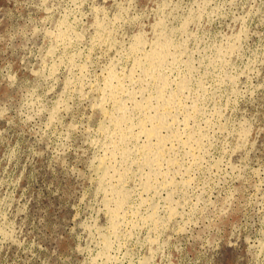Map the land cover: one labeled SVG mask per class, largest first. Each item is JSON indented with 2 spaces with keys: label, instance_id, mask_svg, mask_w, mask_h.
I'll return each mask as SVG.
<instances>
[{
  "label": "rangeland",
  "instance_id": "374dc122",
  "mask_svg": "<svg viewBox=\"0 0 264 264\" xmlns=\"http://www.w3.org/2000/svg\"><path fill=\"white\" fill-rule=\"evenodd\" d=\"M136 37L145 47L135 48ZM158 38L170 46L161 72L168 91L179 80L188 91L175 112L182 141L169 154L178 162L163 165L149 191L140 186L150 171L137 151L144 136L124 155L114 149L109 94L125 88L115 99L139 120L132 101L154 83L136 62ZM117 168L116 188L126 191L119 214H128L114 220ZM263 239L264 0H0V264H264Z\"/></svg>",
  "mask_w": 264,
  "mask_h": 264
},
{
  "label": "bare ground",
  "instance_id": "6f19581e",
  "mask_svg": "<svg viewBox=\"0 0 264 264\" xmlns=\"http://www.w3.org/2000/svg\"><path fill=\"white\" fill-rule=\"evenodd\" d=\"M160 23H162V20H161V22ZM96 24V23H95ZM98 24V23H97ZM101 25V24H100ZM100 25H98V26H100ZM61 26H63V25H61ZM97 26V27H98ZM60 27V26H59ZM65 27V26H64ZM101 27V26H100ZM62 28V27H61ZM104 28H105V26H104ZM58 29V28H57ZM56 29V30H57ZM60 30V29H59ZM66 31V30H65ZM68 31V30H67ZM105 31V30H104ZM109 32H110V30H109ZM56 33V32H55ZM62 33V32H61ZM60 33V34H61ZM70 33V32H69ZM53 34H54V32H51L50 33V35H51V37L53 36ZM64 34V33H63ZM63 34H61V35H63ZM112 34V33H111ZM56 35L58 36V33H56ZM66 36H68V35H66ZM108 37H109V35H107ZM56 37V36H55ZM65 37V36H64ZM63 37V38H64ZM71 37V36H70ZM110 37H111V35H110ZM61 38V37H60ZM66 38V37H65ZM137 38V37H136ZM71 39V38H70ZM102 39H105V38H102ZM138 40H137V43L135 44V48L137 49V50H139L140 48H142V46H144V45H146V43H144L142 40H140L139 39V37L137 38ZM166 39V38H165ZM165 39H162V38H158L157 40H156V42H154V43H152L151 45H150V48L148 49V50H143V52H142V54H141V57L137 60V62H136V60H135V62L136 63H138V65H142V63L143 64H145V69L143 70L142 69V71H144V74L143 73H141L143 76L145 75L147 78H149V79H151V80H153V83H154V90H153V93H152V91H151V95L149 94V97L147 96V98L146 99H143V100H135V101H132L131 103H132V107H133V110H135V111H138L139 113H141V117L139 118V120H137V122L136 123H133V118H134V116H133V118H132V120H131V118L130 117H128V115L130 114V112H129V114L127 115V112H128V110H126V107H128V106H126V104L125 103H127V102H125V101H127L126 99H125V101H124V103L123 102H121V101H119L118 99L116 100L115 99V97H117V95L119 94V93H121L122 91H123V89H124V91H125V88H123L122 86L124 85H120L121 87L120 88H123L122 89V91H120V89L118 88V87H114V85H113V88L111 89V88H109V91H110V89H111V94H109L110 96H111V100H113L114 101V106H115V108H116V113L115 114H112V112H111V114L109 115V123H110V125H111V139H112V137H113V139H114V141H113V143H114V149H115V147H119V145L121 146V148H123V155L126 153V152H129V148H126L127 149V151H126V149H125V145L127 144V142L129 141L130 142V139H132V138H137L138 139V141H139V138L141 139V136H144V141H142V144L139 146V148H137L138 150L137 151H139L140 152V154H141V157L140 158H142V163L141 164H143V166L145 165V166H147V168H149V173H146L147 174V176H146V174H145V176L147 177L146 178V180L144 181V183H140V186H142L141 184H143V187L142 188H144L145 190L147 189V190H149V189H152L151 187H152V185H153V183H151V179L153 178V176L155 175V174H159V173H161L160 172V169L163 167V165H167V166H169V165H171L172 164V166L171 167H174L173 165V163L177 160V159H175V160H173V159H171L169 156V154H171L170 153V151H172V149H173V146H174V144H173V142L175 143V142H180V141H182V137L183 136H181V134L179 133V131H177L176 129H175V124H176V122H178V120L176 121V117H177V115L178 114H176L177 113V109H178V107L180 106V104H182L181 102H180V99H182V98H180L179 97V94H181V92H184V91H188V89L187 90H185V88H186V86H185V88H184V91H183V87H184V83L183 82H181V80H179L178 81V85L175 83L176 81H172V83L174 84L175 83V85H177V88L175 89V90H172V91H168V88H167V85H168V80H166V78H165V75H163L161 72H162V69H164L163 68V66L165 65V62L167 61L166 59H167V50H168V47H170V46H168L167 47V41L165 40ZM56 40H57V37H56ZM58 40H60V39H58ZM134 40H136L135 38H134ZM63 41V40H62ZM94 41V40H93ZM100 41V40H99ZM114 41V40H113ZM64 42V41H63ZM71 41H69L68 43H70ZM56 43V42H55ZM67 43V42H66ZM65 43V44H66ZM103 43V42H102ZM110 44V43H109ZM134 44V43H133ZM57 45H59V44H57ZM170 45V44H169ZM130 46V45H129ZM128 46V47H129ZM145 47V46H144ZM174 47H177V46H174ZM107 48V47H106ZM132 48V47H131ZM134 48V47H133ZM167 48V49H166ZM174 49V48H173ZM133 51H134V49H132ZM176 50V49H175ZM224 50H226V49H224ZM142 51V50H141ZM141 51H139V52H141ZM218 51V50H217ZM230 51H231V49H230ZM128 52H129V50H128ZM168 52H169V50H168ZM235 52V51H234ZM126 53V52H125ZM171 53V52H170ZM222 53V52H221ZM231 53H233V52H231ZM137 54V53H136ZM220 54V53H219ZM224 54V53H223ZM223 54H220V55H223ZM179 55V54H178ZM227 56V55H226ZM225 56V57H226ZM180 57H182V56H180ZM212 57V56H211ZM229 57V56H228ZM220 58L221 57H218L217 59H219L220 60ZM129 59V58H128ZM135 59V58H134ZM137 59V58H136ZM172 60H174V59H172ZM176 60V59H175ZM174 60V61H175ZM179 60H182V59H179ZM214 60V59H213ZM225 60V59H224ZM173 61V62H174ZM187 61V60H186ZM215 61V60H214ZM223 61V60H222ZM221 61V62H222ZM226 62H227V60H225ZM171 62L172 61H170V63L169 64H171ZM172 62V63H173ZM136 63H134V60H133V64H136ZM168 63V61L166 62V64ZM187 63V62H186ZM176 64H179V63H176ZM183 63H181V65H182ZM137 65V64H136ZM175 65V64H174ZM167 66V65H166ZM171 66H173L172 64H171ZM54 67V66H53ZM132 67H134V65L132 66ZM130 68V70L132 69L133 70V72H131V71H128V72H130V73H132L133 74V76L135 75V72H136V70H135V72H134V68ZM139 67V66H138ZM144 67V66H143ZM180 67V66H179ZM52 68V67H51ZM140 68H141V66H140ZM167 68V67H166ZM54 69H55V67H54ZM110 69V68H109ZM112 69V68H111ZM139 69V68H138ZM169 69V68H168ZM167 69V70H168ZM171 69V68H170ZM169 69V70H170ZM114 70V69H113ZM113 70H111V72L113 71ZM187 70V69H186ZM188 70H189V68H188ZM53 71V70H52ZM141 71V70H140ZM109 73H110V71H108ZM170 72V71H169ZM191 72V71H190ZM52 73H54V71L52 72ZM129 73V74H130ZM164 74L166 73V72H163ZM178 73H180V71L178 72ZM114 73L112 72V75H113ZM116 74V73H115ZM124 74V73H123ZM127 74V73H126ZM131 74V75H132ZM131 75H129L128 77H129V81H130V78H131ZM139 75V74H138ZM108 76V75H107ZM123 76H125V75H123ZM181 76V75H180ZM113 77H114V75H113ZM115 77H117V75H115ZM139 77V76H138ZM137 77V78H138ZM166 77H168V76H166ZM182 77V76H181ZM111 78H112V76H111ZM134 77H132V79H133ZM140 78V77H139ZM170 78V77H169ZM180 78V77H179ZM178 78V79H179ZM183 78V77H182ZM235 78V77H234ZM107 78H105V80H106ZM109 79V78H108ZM114 79V78H113ZM113 79H111V80H113ZM121 79H122V77H121ZM141 79V78H140ZM143 79V78H142ZM175 79V78H174ZM173 79V80H174ZM181 79V78H180ZM111 80L109 81V82H107V83H110L111 82ZM127 80V79H126ZM139 80V79H138ZM186 80H187V77H186ZM189 80V79H188ZM232 80V79H231ZM113 81H115V80H113ZM117 81H118V79H117ZM141 81V80H140ZM118 82H120V81H118ZM132 82V81H131ZM135 82V81H134ZM149 82V81H148ZM190 82V81H189ZM123 83V82H122ZM136 83V82H135ZM143 83V82H142ZM150 83V82H149ZM106 84V83H105ZM104 84V85H105ZM129 84H131V83H129ZM134 84V83H133ZM144 84V83H143ZM190 84V83H189ZM69 85V84H68ZM109 85H111V83L109 84ZM127 85V84H126ZM132 85V84H131ZM137 85V84H136ZM198 85H200V84H198ZM197 85V86H198ZM105 86H107V85H105ZM135 86V85H134ZM143 86V85H142ZM150 86V85H149ZM200 86H202V85H200ZM110 87V86H109ZM148 87V86H147ZM107 88V87H106ZM141 88V87H140ZM143 88V87H142ZM146 88V87H145ZM145 88H143V89H145ZM169 88H171V87H169ZM173 88V87H172ZM171 88V89H172ZM188 88H190V87H188ZM199 88V87H198ZM203 88V87H202ZM127 89V88H126ZM106 90V89H105ZM135 90H137V89H135ZM142 90V89H141ZM190 90V89H189ZM199 90V89H198ZM104 91V90H103ZM133 91H134V88H133ZM144 91H148V90H144ZM197 91V90H196ZM106 92H107V90H106ZM132 92V91H131ZM136 92V91H135ZM134 92V93H135ZM140 92V91H139ZM142 92V91H141ZM191 92V91H190ZM195 92V91H194ZM102 94H103V92H101ZM134 93H128L127 92V94H130V97L132 96V94H134ZM138 93V92H137ZM197 93V92H196ZM99 94V93H98ZM122 94H123V92H122ZM127 94H125V95H127ZM136 94V93H135ZM134 94V95H135ZM190 94V93H189ZM104 95V94H103ZM124 95V96H125ZM140 95V94H139ZM147 95H148V93H147ZM188 95V94H187ZM119 96V95H118ZM122 96V95H121ZM127 96H129V95H127ZM138 96V95H137ZM142 96H143V94H142ZM146 96V95H145ZM183 96V95H182ZM181 96V97H182ZM101 97H103V96H101ZM135 97V96H134ZM188 97H189V95H188ZM195 97V96H194ZM107 98V97H106ZM125 98V97H124ZM140 98H141V95H140ZM121 99V98H120ZM134 99V98H133ZM190 99V98H189ZM195 99V98H194ZM200 99V98H199ZM103 100V99H102ZM123 100V99H122ZM99 101V100H98ZM110 101V100H109ZM112 101V102H113ZM185 101V100H184ZM183 101V102H184ZM186 101H188V99L186 100ZM192 101L194 102V100L192 99ZM102 102V101H101ZM100 102V103H101ZM105 101L103 100V102L102 103H104ZM129 102H130V100H129ZM189 102H191V101H189ZM197 103L198 102H196V103H194L195 105H197ZM191 104L192 103H190V106H191ZM193 104V105H194ZM107 105H108V103H107ZM131 105V104H130ZM98 106H99V104H98ZM199 106V105H198ZM59 106H57V108H58ZM100 107V106H99ZM110 107V106H109ZM189 107V106H188ZM194 107V106H193ZM196 107V106H195ZM101 108H102V106H101ZM104 108V107H103ZM131 108V107H130ZM127 109H129V107L127 108ZM183 109V108H182ZM196 109V108H195ZM199 109H201V108H199ZM104 110V109H103ZM103 110L101 109V111L103 112ZM105 110H106V112H107V109L105 108ZM104 110V111H105ZM115 110V109H114ZM131 110H132V108H131ZM189 110V109H188ZM183 111V110H182ZM198 111V110H197ZM53 112H55L56 113V111H53ZM176 112V113H175ZM188 112H190V111H186V113L188 114ZM58 113V112H57ZM199 113H201V112H199ZM54 114V113H53ZM180 114H181V112H180ZM107 115V114H106ZM134 115V114H133ZM175 115H176V117H175ZM186 115V114H185ZM190 115H191V113H190ZM190 115H189V117H190ZM195 115V114H194ZM198 115V114H197ZM202 115V114H201ZM185 117V116H184ZM196 117V116H195ZM136 118V117H135ZM179 118V117H178ZM191 118V117H190ZM106 119V118H105ZM186 119V121H190V120H187V118H185ZM200 119V118H199ZM103 120H104V118H103ZM184 120V119H183ZM198 120V119H197ZM105 121V120H104ZM107 122V121H106ZM105 122V123H106ZM104 123V124H105ZM183 122H181V124H182ZM103 124V125H104ZM187 124V123H186ZM189 124H190V122H189ZM194 124V123H193ZM192 124V125H193ZM198 124V123H197ZM196 124V125H197ZM103 125H101V126H103ZM184 126H187V125H185L184 124ZM100 127V126H99ZM104 127V126H103ZM107 127H108V124H107ZM188 128H189V125L187 126ZM186 127V128H187ZM194 127V126H193ZM193 127H191V128H193ZM183 128H185V127H183ZM108 130V129H107ZM199 130H201V129H199ZM105 131V134H106V130H104ZM195 132V131H194ZM244 132V131H243ZM102 133V132H101ZM183 133L185 134V129L183 130ZM190 133V132H189ZM193 134H195V133H193L192 132V135ZM200 134V133H199ZM202 134V133H201ZM107 136H108V132H107V134H106ZM105 135V136H106ZM183 135V134H182ZM191 135V134H190ZM198 136V135H197ZM139 137V138H138ZM189 137V136H188ZM106 138V137H105ZM190 138V137H189ZM191 138H192V136H191ZM191 138L190 139H188V140H191ZM202 138H203V135H202ZM136 139V140H137ZM184 139V138H183ZM193 139H194V136H193ZM133 140V139H132ZM198 140V139H197ZM196 140V141H197ZM201 140V139H200ZM111 142H112V140H111ZM137 142V141H136ZM140 142V141H139ZM138 142V143H139ZM184 142V144L186 145L187 143H190V142H187L186 143V141H183ZM195 142V141H194ZM201 142H202V140H201ZM106 143V142H105ZM199 143V142H198ZM176 144H179V143H176ZM106 145V144H105ZM129 145H130V143H129ZM132 146H133V144H131ZM130 145V146H131ZM188 145V144H187ZM186 145V146H187ZM199 145V144H198ZM108 146H111V144H107V146H106V149L108 148ZM113 146V145H112ZM136 146H138V145H136ZM191 146V145H190ZM187 147H189V146H187ZM120 148V147H119ZM175 148V147H174ZM177 148H178V146H177ZM191 147H189L188 148V153H189V149H190ZM196 148V147H195ZM204 148V147H203ZM114 149H112V150H114ZM116 149H118V148H116ZM132 149V148H131ZM191 149H194L193 147L191 148ZM111 150V149H110ZM111 150V151H112ZM119 150V149H118ZM195 150H197V149H195ZM105 151H108V150H105ZM105 151H104V153H105ZM131 151H133V149L131 150ZM130 151V152H131ZM136 151V152H137ZM184 151H185V149H184ZM200 151H201V149H200ZM108 152H110V151H108ZM115 151H113V152H110V155H111V153H113V154H115L114 153ZM119 152V151H118ZM121 152V151H120ZM135 152V153H136ZM138 152V153H139ZM186 152V151H185ZM195 152V151H194ZM199 152V151H198ZM174 153V152H173ZM107 154V152L105 153V154H103V156L104 155H106ZM120 154V153H119ZM129 154V153H128ZM127 154V155H128ZM190 154H192V153H190ZM189 154V155H190ZM116 155V154H115ZM122 155V156H123ZM135 155V154H134ZM178 154H175V158H176V156H177ZM188 155V156H189ZM194 155V154H193ZM197 155V154H196ZM202 155H203V153H202ZM107 156V155H106ZM106 156H104V158H100L101 160H104L105 158H106ZM137 156V155H136ZM136 156H135V158H136ZM191 156V155H190ZM102 157V156H101ZM110 157V156H109ZM113 157H114V155H113ZM115 157H117V156H115ZM113 158V160H115L116 158ZM119 157H121L120 155H119ZM124 157V156H123ZM139 157V156H138ZM185 157V156H184ZM183 157V158H184ZM194 158H197L196 156H193ZM193 157H191V158H193ZM99 158V157H98ZM111 158V157H110ZM126 158H128V157H126ZM100 159H98V160H100ZM202 159V158H201ZM200 158H199V160H201ZM121 160V159H120ZM119 160V161H120ZM134 160V159H133ZM139 160V159H138ZM124 161V160H123ZM122 161V162H123ZM128 161V160H127ZM183 161V160H182ZM196 161V160H195ZM102 162L103 161H101L100 163L102 164ZM116 162H118V161H114V163L116 164ZM132 162V161H131ZM176 162H178V160L176 161ZM198 162H200V161H198ZM98 163H99V161H98ZM110 164H111V161L109 162ZM127 163H129V162H127ZM126 163V164H127ZM133 163V162H132ZM135 163H138V161L137 162H135ZM192 163V162H191ZM194 163V162H193ZM197 163V162H196ZM105 164V163H104ZM113 164V163H112ZM140 164V165H141ZM182 164V163H181ZM99 165V164H98ZM106 165V164H105ZM104 165V167H106ZM133 165V164H132ZM196 165H198V164H196ZM110 166V165H109ZM121 166V165H120ZM119 166V167H120ZM127 166V165H126ZM138 166V165H137ZM136 166V167H137ZM112 168L114 167V166H111ZM118 167V168H119ZM139 167V166H138ZM142 167V166H141ZM115 168V167H114ZM118 168H117V170L116 169H111L112 170V173L109 175V177L111 178V179H114V180H116V182H117V184L116 185H113L112 186V189H111V191H112V193H111V195L112 196H110L111 198L110 199H112V197H113V200H114V207H113V209L112 208H110L109 207V204H108V202H106L107 204L105 205V208H107V211L110 209V210H112V212H113V214H114V217H113V219L115 218H117L118 217V215L120 216V215H122L121 217L123 218V216H125L124 214H128V213H124L123 214V212H122V214H119V210L122 208V206H123V201H124V193H126V191H124V193H122L123 192V190L121 189V190H119V188L117 189L116 187H118L119 186V184H120V182H121V180H123L122 178H123V173L122 172H120V171H118ZM121 168H122V166H121ZM166 168V167H165ZM182 168H183V165H182ZM182 168H180V169H182ZM110 169V168H109ZM129 169V168H128ZM140 169V168H139ZM142 169V168H141ZM164 169V168H163ZM168 167H167V171H168ZM174 169V168H173ZM100 170V169H99ZM102 170H104L103 169V165H102ZM120 170V169H119ZM132 170V169H131ZM106 172H104V173H107V175L109 174V170H105ZM129 171V170H128ZM127 171V172H128ZM174 171H176V170H174ZM177 171H178V169H177ZM99 172H101V171H99ZM164 172V171H163ZM173 172V171H172ZM179 172H181L180 170H179ZM170 173V172H169ZM128 174V173H127ZM163 174V173H162ZM164 174H166V173H164ZM182 174V173H181ZM183 174H185V173H183ZM101 175H102V173H101ZM171 175V174H170ZM103 177L105 176V174L104 175H102ZM125 176H126V174H125ZM131 176H132V173H131ZM168 176V175H167ZM179 176V175H178ZM184 176V175H183ZM182 176V177H183ZM107 177V176H106ZM142 177V176H141ZM144 177V176H143ZM142 177V178H143ZM157 177H158V175H157ZM161 177V176H160ZM181 177V178H182ZM155 178V182H157L156 181V177H154ZM170 178V177H169ZM175 178V177H174ZM104 179V178H103ZM105 179H108V178H105ZM170 179H173V177L172 178H170ZM173 180H175V179H173ZM173 180H172V183H173ZM111 181V180H110ZM177 181V180H176ZM182 180H180L179 182H181ZM189 181V180H188ZM107 182H109V181H107ZM112 182V181H111ZM126 182V181H125ZM153 182V181H152ZM163 182V184H164V180L162 181ZM167 182V181H166ZM179 182H178V185H180L179 184ZM185 182H187V180L185 181ZM101 183V182H100ZM168 183V182H167ZM177 183V182H176ZM189 183V182H188ZM111 184V183H110ZM125 184V183H124ZM162 184V183H161ZM169 184H170V182H169ZM182 184V183H181ZM183 184H185L184 182H183ZM168 185V184H167ZM186 185V184H185ZM184 185V186H185ZM124 186V185H123ZM171 186V184L169 185V187ZM173 186H177V185H173ZM172 186V187H173ZM107 188H110L109 186L107 187ZM154 188H155V186L153 187V190H154ZM185 188V187H184ZM106 189V188H105ZM156 189H157V186H156ZM155 189V190H156ZM162 189H165L166 190V188H162ZM176 189V188H175ZM186 189V188H185ZM104 190V189H103ZM154 190V192L155 193H157L158 192V190H159V188L157 189V191H155ZM107 191V190H106ZM110 191V192H111ZM150 191V190H149ZM173 191H175V190H172V195L171 196H173ZM108 192H109V190H108ZM144 192V191H143ZM145 192H147V191H145ZM162 192V191H161ZM171 192V191H170ZM159 193V192H158ZM180 193V192H179ZM110 194V193H109ZM124 194V195H123ZM129 194L131 195V193L129 192ZM104 195H106V193H105V191H104ZM155 195V194H154ZM153 195V196H154ZM157 195V194H156ZM168 195V194H167ZM170 195V194H169ZM126 196H128V195H126ZM140 196V195H139ZM158 196H159V194H158ZM175 196V195H174ZM183 196V195H182ZM105 197H107V195L105 196ZM141 197H143V196H141ZM140 197V198H141ZM168 197V196H167ZM166 196H165V199L167 198ZM148 198H149V196H148ZM147 198V199H148ZM152 198V197H151ZM150 198V199H151ZM170 198V197H169ZM173 198V197H172ZM176 198V197H175ZM182 198V197H181ZM108 200H109V198H107ZM106 199V200H107ZM142 199V198H141ZM164 199V200H165ZM105 200V199H104ZM126 200V199H125ZM169 200V199H168ZM171 200V199H170ZM178 200V199H177ZM110 201V200H109ZM141 201V200H140ZM144 201H145V199H144ZM152 201V200H151ZM156 201V200H155ZM159 201H160V199H159ZM179 201V200H178ZM178 201H176L178 204H179V202ZM153 202V201H152ZM175 202V201H174ZM141 203V202H140ZM140 203H138V207H141L142 206V204H140ZM150 203V202H149ZM159 203V202H158ZM157 203V204H158ZM166 203V202H165ZM171 203V202H170ZM181 203V202H180ZM125 204V203H124ZM172 204V203H171ZM126 205V204H125ZM124 205V206H125ZM140 205V206H139ZM160 205V204H159ZM159 205L156 207L157 209L155 210V211H157L158 210V208H159ZM172 205H174V204H172ZM106 206H108L109 207V209H108V207H106ZM111 206V205H110ZM131 206V205H130ZM155 206H156V204H155ZM155 206H154V208H155ZM162 206H164V205H162ZM167 206H169L168 207V209H175V208H170V204L169 205H167ZM181 206V205H180ZM136 207V206H135ZM146 207V206H145ZM153 207V206H152ZM173 207V206H172ZM178 207V206H177ZM182 207V206H181ZM151 208V207H150ZM183 209H186L185 207H182ZM152 209V211H153V208H151ZM162 209H163V207H162ZM136 210V209H135ZM146 210H149V209H147V207H146ZM171 210L169 211V212H171ZM123 211H124V209H123ZM132 211V210H131ZM137 211V210H136ZM140 211H141V209H140ZM151 211V214H146L147 215V217H149L148 215H151L152 216V214H153V212ZM154 211V212H155ZM166 211H167V209H166ZM175 211H176V209H175ZM179 211V210H178ZM187 211V210H186ZM125 212V211H124ZM128 212V211H127ZM133 213H134V211H132ZM145 212V211H144ZM174 212V211H173ZM182 212V211H181ZM185 212V211H184ZM108 213V212H107ZM118 213V215H116ZM133 213H132V215H133ZM137 213H138V215H139V211H137ZM156 213V212H155ZM161 213V212H160ZM159 213V214H160ZM176 213V212H175ZM136 214V213H135ZM196 214V213H195ZM110 215H111V213H110ZM145 215V216H146ZM161 215V214H160ZM159 215V216H160ZM176 215V214H175ZM175 215L173 216V217H175ZM178 215V214H177ZM199 215V214H198ZM115 216H117V217H115ZM137 216V215H136ZM136 216H135V218H136ZM144 216V217H145ZM158 216V215H157ZM164 216V215H163ZM181 216V215H180ZM197 216V215H196ZM140 217H142V216H140ZM153 217H154V214H153ZM184 216H182L181 218H183ZM125 218V217H124ZM150 218V217H149ZM168 218V217H167ZM166 218V219H167ZM172 218V217H171ZM111 219V218H110ZM114 219V220H115ZM132 219V218H131ZM148 219V218H147ZM169 219V218H168ZM167 219V220H168ZM180 219V218H179ZM113 220V221H114ZM117 220H118V218H117ZM135 220V219H134ZM142 220V219H141ZM144 220H145V218H144ZM153 220V219H152ZM171 220V219H170ZM189 220V219H188ZM188 220H186V221H188ZM113 221H112V223H113ZM120 221V220H119ZM119 221H116V223H118ZM123 221V220H122ZM121 221V222H122ZM183 221H184V218H183ZM193 221V220H192ZM191 221V222H192ZM121 222H119L120 224H121ZM142 222V221H141ZM144 222V221H143ZM146 222V221H145ZM159 222V221H158ZM137 223V222H136ZM136 223H135V225L134 226H137L136 225ZM168 223V222H167ZM190 223V222H189ZM192 223H194V222H192ZM119 224V225H120ZM124 224V223H123ZM126 224V223H125ZM158 224V223H157ZM156 224V225H157ZM179 224V223H178ZM182 224H184V223H182ZM181 224V226H183ZM188 224V223H187ZM110 225V224H109ZM112 226H114V224H112ZM115 226H116V224H115ZM127 226V225H126ZM141 226H143V225H141ZM140 226V227H141ZM179 226V225H178ZM189 226V225H188ZM107 227V226H106ZM111 227V226H110ZM117 227V226H116ZM133 227V226H132ZM138 227V226H137ZM156 227V226H155ZM170 227V226H169ZM172 227V226H171ZM183 227H185V226H183ZM187 227V226H186ZM113 228V227H112ZM118 228V227H117ZM120 228V227H119ZM118 228V229H119ZM135 228V227H134ZM139 228V227H138ZM109 229H111V228H109ZM121 229V228H120ZM119 229V230H120ZM131 229V228H130ZM129 229V230H130ZM143 229V228H142ZM155 229H157V228H155ZM180 229H182V228H180ZM179 229V230H180ZM192 229H194V228H192ZM108 230V229H107ZM114 230V229H113ZM112 230V231H113ZM126 230V229H125ZM129 230H128V232H129ZM134 230V229H133ZM173 230V229H172ZM183 230V229H182ZM181 230V231H182ZM185 230V229H184ZM183 230V231H184ZM124 231V230H123ZM127 231V230H126ZM131 231V230H130ZM155 231V230H154ZM157 231V230H156ZM169 231V230H168ZM182 231V232H183ZM187 231V230H186ZM108 232V231H107ZM117 232V230L115 231V233ZM125 232V231H124ZM159 232V231H158ZM162 232V231H161ZM192 232V231H191ZM190 232V233H191ZM199 233H200V230L198 231ZM131 233H132V231H131ZM171 233H172V231H171ZM175 233H176V231H175ZM178 233V232H177ZM130 234V233H129ZM149 234V233H148ZM103 235V234H102ZM142 235V234H141ZM151 235V234H150ZM160 235H161V233H160ZM236 235V234H235ZM101 236V235H100ZM109 236V235H108ZM114 236H116L115 234H114ZM130 236V235H129ZM156 235H154V237H155ZM103 237V236H102ZM110 237V236H109ZM118 237H119V235H118ZM117 236H116V239L118 238ZM160 237V236H159ZM107 238V237H106ZM105 238V239H106ZM111 238V237H110ZM115 238V237H114ZM121 238V237H120ZM125 238V237H124ZM132 238V237H131ZM150 238V237H149ZM171 238V237H170ZM182 238V237H181ZM159 239V238H158ZM212 239V238H211ZM233 239V238H232ZM109 241H111V239H108ZM118 240V242H119V239H117ZM137 240V239H136ZM135 240V241H136ZM155 240H157V239H155ZM154 240V242H156ZM221 240H222V238H221ZM220 240V241H221ZM261 240V239H260ZM264 240V239H263ZM150 241H153V239L151 240L150 239ZM158 241V240H157ZM164 241H166V240H164ZM214 241V240H213ZM224 241V240H223ZM106 242H108L107 241V239H106ZM159 242V241H158ZM216 242V241H215ZM222 242V241H221ZM104 243V242H103ZM120 243V242H119ZM165 243V242H164ZM107 244V243H106ZM106 244H103V245H106ZM110 246H111V248H110V246H108L109 247V249H112V245H111V243H108ZM113 244V243H112ZM149 244H151V243H149ZM185 244V243H184ZM119 245V244H118ZM165 245V244H164ZM164 245H163V247H164ZM221 245V244H220ZM261 245V244H260ZM147 246H148V244H147ZM169 246V245H168ZM219 246V245H218ZM258 246V245H257ZM103 247V246H102ZM150 247V246H149ZM159 247V246H158ZM251 247H252V244H251ZM256 247V246H255ZM263 247V246H262ZM261 247V248H262ZM148 248V247H147ZM164 248H166V247H164ZM163 248V249H164ZM108 249V248H107ZM107 249H106V251H107ZM108 249V250H109ZM158 249H160V247L158 248ZM251 249V248H250ZM264 249V248H263ZM148 250V249H147ZM261 250V249H260ZM100 251V250H99ZM150 251H151V249H150ZM264 251V250H263ZM101 252V251H100ZM148 252V251H147ZM155 252V251H154ZM261 252V251H260ZM169 253V252H168ZM104 254V253H103ZM151 254H152V252H151ZM163 254V253H162ZM216 254V253H215ZM257 254V253H256ZM255 254V255H256ZM260 254V253H259ZM258 254V255H259ZM145 255V254H144ZM147 255V254H146ZM258 255H257V257H258ZM262 255V254H261ZM106 256H108V255H106ZM253 256V255H252ZM260 256V255H259ZM151 257V256H150ZM254 257V256H253ZM256 257V256H255ZM110 258V257H109ZM161 258V257H160ZM159 258V259H160ZM108 259V258H107ZM106 259V260H107ZM146 259H148L147 257H146ZM146 259H144V260H146ZM155 259V258H154ZM261 259V258H260ZM115 260V259H114ZM108 261V260H107ZM147 261V260H146ZM149 261V260H148ZM151 261V260H150ZM139 262H140V260H139ZM160 262V261H159ZM252 262V261H251ZM258 262V261H257ZM131 262H129V264H130ZM142 264L144 263V261H142L141 262ZM264 263V262H263ZM128 264V263H127ZM135 264V263H134ZM259 264H260V262H259Z\"/></svg>",
  "mask_w": 264,
  "mask_h": 264
}]
</instances>
